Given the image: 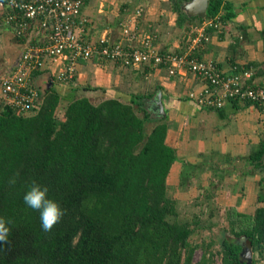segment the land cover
<instances>
[{
  "label": "trees",
  "instance_id": "16d2710c",
  "mask_svg": "<svg viewBox=\"0 0 264 264\" xmlns=\"http://www.w3.org/2000/svg\"><path fill=\"white\" fill-rule=\"evenodd\" d=\"M184 1L174 0L180 22L234 15L229 4L208 0L204 20L187 18ZM145 99L64 103L51 86L39 91L38 107L28 114L2 104L0 217L12 224L8 242H0V264H214L216 258L248 264L241 257L248 246L250 264L264 262V180L250 215L233 207L219 213L208 192L206 211L196 200L189 208L168 197L176 151L166 144V116L156 117ZM263 157L264 142L251 158L262 168ZM33 181L66 210L50 232L42 230L40 212L24 203ZM220 220L230 237L218 249L213 240L193 239Z\"/></svg>",
  "mask_w": 264,
  "mask_h": 264
},
{
  "label": "crops",
  "instance_id": "0c3cea01",
  "mask_svg": "<svg viewBox=\"0 0 264 264\" xmlns=\"http://www.w3.org/2000/svg\"><path fill=\"white\" fill-rule=\"evenodd\" d=\"M84 2L82 16L87 19L88 38L95 40L106 34L111 40L118 39L120 23L125 18H133L131 15L141 8L143 16L135 27L141 35L152 38L160 52L182 51L187 44L188 28L212 20L217 27H206L208 41L193 56L213 63L225 75L248 71L251 76L247 83L264 87V0H222L231 6L233 17L222 20L218 15L202 23L194 19L180 22L174 0ZM0 24V40L6 38L5 34L13 37L7 45L0 44L1 91L2 80L27 44L17 40L12 28L1 19ZM31 39L35 44L34 38ZM13 47L19 52L11 63L7 50ZM60 70L58 64L51 63L34 74L31 80L35 89L39 92L42 91L39 87L52 86L64 103L87 97L94 104L109 98L129 102L131 97L139 95L148 103L160 92L167 124L166 144L177 156L169 175L188 172L187 186L182 190L185 199L197 196L199 191L208 192L217 205L233 207L247 215L259 206L257 196L264 180V167L255 166L251 157L264 142V112L260 108L238 101L228 102L219 110L203 107L196 97L206 84L186 71L169 76L162 68L125 67L93 59L77 65L73 81L59 82L56 75ZM98 97L101 100L95 103ZM2 104L0 98V108ZM251 206L253 209L247 211Z\"/></svg>",
  "mask_w": 264,
  "mask_h": 264
},
{
  "label": "built area",
  "instance_id": "2783aa9c",
  "mask_svg": "<svg viewBox=\"0 0 264 264\" xmlns=\"http://www.w3.org/2000/svg\"><path fill=\"white\" fill-rule=\"evenodd\" d=\"M84 0H0V19L13 30L17 40L27 44L13 68L4 77L0 98L18 114L38 107L39 92L32 76L48 64H58L56 79L71 82L81 61L99 59L125 67L137 65L162 68L169 76L186 71L201 78L206 88L196 97L199 105L222 109L226 103H251L264 112V87L247 83L248 71L225 75L216 65L195 58L194 52L208 41L206 27H217L210 20L188 28L187 44L179 52H160L152 38L141 35L136 23L142 9L133 18L120 23V36L111 40L106 34L92 40L86 36L87 19L82 16ZM34 38L35 44L31 43Z\"/></svg>",
  "mask_w": 264,
  "mask_h": 264
},
{
  "label": "rangeland",
  "instance_id": "374dc122",
  "mask_svg": "<svg viewBox=\"0 0 264 264\" xmlns=\"http://www.w3.org/2000/svg\"><path fill=\"white\" fill-rule=\"evenodd\" d=\"M1 25L2 24H0V26ZM2 28L7 30V28H5L4 26ZM5 35H6V38L2 39V41L0 40V44L3 43L5 45L7 42L10 43V42L13 41L12 34H5ZM1 47L2 46L0 45V48ZM7 51H8L7 52V54H8L7 56L11 57V61L10 62L12 63V61L15 58H17L19 49H16L15 47H13L11 49L9 48ZM1 73H2V71H1V67H0V74ZM111 81L115 83L114 78H112ZM39 88L42 91L44 90V86L39 87ZM131 89H134V88H131ZM100 100H101V97L100 98L98 97V98L95 99V101L94 100L93 101L95 103H98ZM211 149L213 151L212 147H211ZM262 161H264V158H263ZM216 173L217 172H215L214 174H216ZM170 175L168 176V178L170 177V179L167 180V195H168V197L176 200L177 202H179L181 204H184V205L187 204L189 206V208L191 207V205H194V201L196 200V201H198V205L201 204L200 205V207H201L200 209H204L206 211V204L207 203H206L205 198H204V196L206 195V193L204 191H199V194L197 196L191 197L189 200H186L185 197L183 196V191L182 190L187 186V183L185 182V180L188 178V172H187V174L185 172H183V174H181L179 176L176 174V172H173L172 176H170ZM248 198H250V196ZM213 203H215V201H213ZM219 207H220L219 213H221V214H223L224 211L229 208V207H223V206H219ZM200 209H198L197 205L194 208V210L198 211V212H199ZM252 209H253L252 206L251 207H247V211H249V210L251 211ZM214 220L215 219H213V221ZM225 225H226L225 222L224 221L222 222V220H220L219 221V226L217 228H214L211 232L200 228L201 230H199V229H198L199 231L197 230V232L193 236V239L195 241H197V242H201V241L208 242L210 240H213L214 243H215V249L216 248L218 249V246H219L220 242L222 240H224L225 237H227V238L230 237L229 232L225 229L226 228ZM201 254H202V250H200V249L195 252L194 262L199 261V259L201 258ZM214 264H221L220 259L216 258ZM256 264H264V262L259 261Z\"/></svg>",
  "mask_w": 264,
  "mask_h": 264
},
{
  "label": "clouds",
  "instance_id": "9594fccd",
  "mask_svg": "<svg viewBox=\"0 0 264 264\" xmlns=\"http://www.w3.org/2000/svg\"><path fill=\"white\" fill-rule=\"evenodd\" d=\"M10 183L14 184L15 180H11ZM48 192L49 189L47 187H42L33 181L23 197L24 203L29 208L40 212V220L44 232H50L66 214V210L62 209L59 203L48 198ZM11 224V219L0 217V242H8L7 238L10 233L9 225Z\"/></svg>",
  "mask_w": 264,
  "mask_h": 264
},
{
  "label": "water",
  "instance_id": "95a60500",
  "mask_svg": "<svg viewBox=\"0 0 264 264\" xmlns=\"http://www.w3.org/2000/svg\"><path fill=\"white\" fill-rule=\"evenodd\" d=\"M207 6L208 0H186L180 7L181 15L186 16L187 18H197L203 20L205 19ZM147 104L149 111L153 112L156 117H165L160 92H157V94L149 100ZM241 241H244V238H241ZM242 256L245 257L248 264H250V246H248L247 249H243L241 252V257Z\"/></svg>",
  "mask_w": 264,
  "mask_h": 264
}]
</instances>
